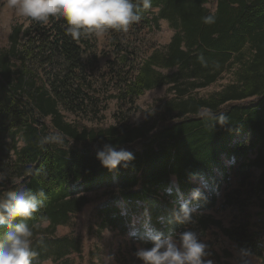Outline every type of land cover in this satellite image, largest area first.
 <instances>
[{"label":"trees","instance_id":"obj_1","mask_svg":"<svg viewBox=\"0 0 264 264\" xmlns=\"http://www.w3.org/2000/svg\"><path fill=\"white\" fill-rule=\"evenodd\" d=\"M134 2L141 18L127 32H107L113 56L104 70L97 37L73 39L60 16L47 23L27 18L0 49V197L21 187L45 192L26 221L33 226L32 264L83 261V240L57 231L94 191H104L97 234L123 239L115 264H143L135 253L153 246L142 238L146 217L153 232L177 240L194 231L203 242L216 227L246 257L241 264H251L249 255L264 264V242L249 214L231 227L210 214L233 177L238 187L225 205L243 210L246 203L264 213V0H150L147 8ZM214 2L212 12L207 6ZM209 16L213 22L205 23ZM162 21L174 32L165 47L150 52L136 45L145 31H160ZM225 80L219 90L201 93ZM165 87L170 97L131 123L138 100ZM113 102L115 123L108 124ZM55 134L63 143L40 145ZM105 144L134 159L105 168L97 158ZM197 189L201 196L193 199ZM184 202L195 211L180 224L172 213ZM7 231L0 229V241ZM206 245L205 260L216 254Z\"/></svg>","mask_w":264,"mask_h":264},{"label":"clouds","instance_id":"obj_2","mask_svg":"<svg viewBox=\"0 0 264 264\" xmlns=\"http://www.w3.org/2000/svg\"><path fill=\"white\" fill-rule=\"evenodd\" d=\"M150 0H143L147 8ZM7 6L15 10L20 17L47 23L50 17H63L68 25L66 32L73 39L83 35L102 38L109 31L127 32L129 25L140 17L139 3L134 0H7ZM205 23L213 22L205 17ZM43 146L49 143H63L59 134L44 136L39 141ZM102 166L114 170L118 166L127 167L134 159L133 153L124 148L117 150L111 144H105L97 151ZM200 191L194 190L193 199H199ZM45 192L40 189L33 192L27 188L10 190L0 197V229H8L3 241H0V264H32L36 253L32 249L33 226L26 221L43 205ZM195 209L188 202L172 213V219L180 224L192 221ZM19 218V222L17 221ZM144 236L152 243L151 248H140L135 255L143 264H212L205 260L207 245L200 241L194 231H185L177 240L172 235L153 232L146 217L143 223ZM131 235H138L133 223Z\"/></svg>","mask_w":264,"mask_h":264},{"label":"rangeland","instance_id":"obj_3","mask_svg":"<svg viewBox=\"0 0 264 264\" xmlns=\"http://www.w3.org/2000/svg\"><path fill=\"white\" fill-rule=\"evenodd\" d=\"M208 9L212 12L216 10L215 2L209 4ZM27 18L20 17L16 14L15 10L7 6V0H0V49L8 46V37L14 26L25 24ZM173 30L170 28L166 21L161 22V30L156 32L145 31L140 41L136 44L143 49L150 51L151 48L165 47L173 37ZM109 33H106L102 38H97V56H99V68L106 69L107 60L112 58L110 48ZM227 80L220 82L217 86L211 87L202 94H207L215 90H219L222 86L227 84ZM170 97L167 94V88H161L147 92L141 97L137 105L140 110L134 114L130 120L133 124H138L146 119L147 112L156 105L157 101ZM115 102L110 104L109 111L106 113V122L114 124L113 114L116 111ZM69 118L70 116L67 115ZM105 122V123H106ZM238 187L237 179L233 177L229 183L223 185V188L218 197V204L214 211L210 214L217 220H220L225 227H231L234 222L241 223L242 220H247L249 214V222L251 230L261 235L264 242V213L261 212L256 206L247 208V204L242 205L243 210L236 207L226 206V195L233 192ZM104 191H94L86 194V206L82 211L72 217L71 223L66 227H59L57 231L58 236L71 235L81 238L84 242V254L82 255L83 261L77 259L75 264H85L86 261H91L90 264H100L102 260L105 264H115V255L121 245L123 239L115 232L105 231L102 235H98L96 230L99 224L98 212L103 202L100 199L103 197ZM204 244H211V248L216 254L211 260L212 264H241V259L246 258L243 254L236 250L235 244L226 238L221 231L216 227H211L207 231L206 237L203 239ZM229 254L230 256H227ZM75 257H72L74 260ZM79 258V257H78ZM251 264H263L262 261L255 255L247 256ZM44 264H51L46 262Z\"/></svg>","mask_w":264,"mask_h":264}]
</instances>
